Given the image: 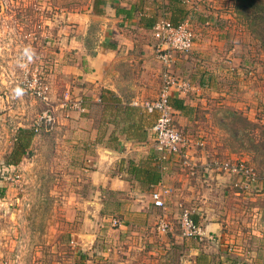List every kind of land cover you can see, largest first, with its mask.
I'll return each instance as SVG.
<instances>
[{"label": "rangeland", "instance_id": "rangeland-1", "mask_svg": "<svg viewBox=\"0 0 264 264\" xmlns=\"http://www.w3.org/2000/svg\"><path fill=\"white\" fill-rule=\"evenodd\" d=\"M81 2L0 0V264H183L176 243L168 251L174 255L170 262L155 255L153 242L159 254L168 250L166 235L155 229L162 211L123 210L126 201L115 190H98L80 156L78 168L69 164L76 83L64 72L65 14ZM227 2L233 12L227 9L222 21L229 28L220 22L215 57L207 53L209 72L217 77L207 123L219 128L214 144L221 150L210 149L207 160L243 161L257 171L259 183L244 188L240 175L215 170L227 179L207 203L219 210H264V42L245 23L240 1ZM21 128L33 129V135L24 157L18 152L20 160L10 166Z\"/></svg>", "mask_w": 264, "mask_h": 264}, {"label": "crops", "instance_id": "crops-1", "mask_svg": "<svg viewBox=\"0 0 264 264\" xmlns=\"http://www.w3.org/2000/svg\"><path fill=\"white\" fill-rule=\"evenodd\" d=\"M229 6L227 0H82L65 14L69 46L64 72L76 83L68 124L69 164L78 168L80 156L98 190H115L126 201L123 210L162 211L161 216L171 222L170 231L160 232L166 235L163 246L168 250L161 255L158 242L153 247L155 255L168 257V262L174 257L168 251L176 243L183 264H264V210H233L232 206L219 210L207 203L214 191L216 199L220 183L227 179L214 173L207 160L210 149L221 151L220 130L207 123L213 117L215 100L210 92L217 78L209 72L212 60L207 53L215 57L213 47L222 37L220 22L229 28L222 21ZM162 18L175 23L190 20L197 31L193 51L176 54L172 64L176 73L191 78L194 88L188 93L174 90L171 97L179 105L172 103L173 123L188 138L190 156L197 164L195 174L176 154L161 158L153 131L157 115L143 106L157 97L162 83L164 64L154 35V26ZM198 56L204 60L195 61ZM208 135L209 143H203ZM147 168L159 171L160 180L152 182ZM211 174L212 182L207 179ZM261 185L264 190V182ZM164 187L171 192L161 208L152 201V192ZM224 193L237 198L232 191ZM185 208L213 240L182 236L180 215ZM254 238L260 243H253Z\"/></svg>", "mask_w": 264, "mask_h": 264}, {"label": "built area", "instance_id": "built-area-1", "mask_svg": "<svg viewBox=\"0 0 264 264\" xmlns=\"http://www.w3.org/2000/svg\"><path fill=\"white\" fill-rule=\"evenodd\" d=\"M195 28L190 20H183L174 23L169 19L162 18L154 26V35L158 41V52L164 69L162 70V83L158 95L152 100L145 101L143 106L149 113L157 115L154 122L153 131L156 136L157 149L161 158H166L168 154L178 155L185 168L195 174L197 164L192 160L188 150V138L179 130L174 122V106L171 101L172 92L177 90L181 93H188L194 88L191 78L174 72L172 64L175 55L178 53H191L195 45ZM73 106L76 104L72 103ZM43 119V118H42ZM52 117L46 118L51 121ZM38 130L39 127H36ZM211 168L216 170H228L233 174L240 175L242 187L250 188L259 183V174L255 169L245 164L243 161L231 162L230 160H213L209 163ZM171 192L170 187L155 189L152 192V201L158 207L165 208L166 195ZM180 226L184 237H195L200 241L213 240L212 235L207 234L201 225L196 222L190 209L181 211ZM171 227L168 217H160L157 228L159 232L167 233Z\"/></svg>", "mask_w": 264, "mask_h": 264}, {"label": "trees", "instance_id": "trees-1", "mask_svg": "<svg viewBox=\"0 0 264 264\" xmlns=\"http://www.w3.org/2000/svg\"><path fill=\"white\" fill-rule=\"evenodd\" d=\"M239 1L240 2H239L238 10L240 9L239 11L241 12V15L244 16L246 20L245 23L248 24L249 28L253 33L263 38V42H264V0H239ZM172 103L175 106H179L177 103H174V101ZM32 135H33V129L30 130L26 128H21L20 133H18L17 135L14 149L11 152V154L8 156L10 159L7 162V164L9 165L16 164L18 160H20V159L17 160V158H15L18 152L21 154L20 156L26 154L27 148L30 144V138L32 137ZM146 171L148 173V177H150L152 182L153 180L155 181L160 180L161 173L159 171H155V170L153 171V168H147ZM263 220H264V211H263ZM181 234H182V230H181Z\"/></svg>", "mask_w": 264, "mask_h": 264}]
</instances>
